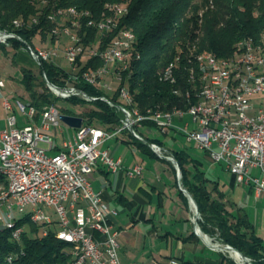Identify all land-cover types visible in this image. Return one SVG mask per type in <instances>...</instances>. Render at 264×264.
<instances>
[{"label": "built area", "instance_id": "1", "mask_svg": "<svg viewBox=\"0 0 264 264\" xmlns=\"http://www.w3.org/2000/svg\"><path fill=\"white\" fill-rule=\"evenodd\" d=\"M107 8L108 5H107ZM58 10H52L46 17L53 23L54 37L66 35L68 44L63 48L28 46L29 55L37 67L43 62H52L67 72L61 85L46 83L47 89L59 100H67L76 90L79 72L96 74L101 80V88L117 90L123 98V80H116V87L108 82L114 72H124L130 61V50L134 45L127 44L126 25L120 26L124 15L107 16V10L96 22L70 20L75 33H68L67 26L58 24ZM35 20H25L21 27H30ZM87 29H96L98 34L115 31V35L103 49L88 47L84 41ZM8 42L7 34L0 33V43ZM96 59L99 66L83 64L82 58ZM211 59V58H210ZM66 63L67 69H65ZM223 73L207 74V87L192 93V108L188 113L174 112L171 116H151V122L161 132L179 128L192 141L195 147L204 151L214 163H222L235 177L238 184L253 187L256 198L264 192V52L257 44L245 40L244 58L236 63V68H224ZM174 78L175 67H170ZM161 74V72H160ZM93 85V84H91ZM6 82L0 79V96L4 107L12 109L8 98L3 96ZM261 97L258 107L253 99ZM103 97H93V99ZM17 107L29 118L26 125L19 126L15 115L8 117L9 127L0 132V168L8 169L12 177L11 190L0 201V225L12 229V237L18 239L24 226L16 224L14 210L32 207L30 219L35 223L51 224L52 217L44 207L53 208L58 216L59 230L56 237L70 238V253H75L71 264H121L119 258L118 230L111 222L115 210L109 208L96 191L88 176L98 165L109 171L122 168L120 159L114 158L102 144L118 133L130 131L138 140L141 135L138 118L128 107H120L121 123L111 129H103L89 124L82 118L72 138L66 139L58 152L55 149L52 128H59L62 113L57 102L37 107L17 100ZM189 115L197 126L178 127L175 116ZM70 115V114H69ZM43 143L44 145H41ZM150 147L159 156L169 160L179 175L176 154L166 146L150 142ZM140 165L126 168L130 176L142 173ZM255 170L258 173L254 174ZM87 211L89 214H87ZM47 231L44 230V234ZM196 236L201 233L196 231ZM228 246H214L222 249ZM160 264H183L171 258Z\"/></svg>", "mask_w": 264, "mask_h": 264}, {"label": "trees", "instance_id": "2", "mask_svg": "<svg viewBox=\"0 0 264 264\" xmlns=\"http://www.w3.org/2000/svg\"><path fill=\"white\" fill-rule=\"evenodd\" d=\"M195 1L0 0V33L6 32L7 43L14 49L32 46L29 42L35 33L43 38L51 34L54 42L55 37L51 33L53 23L46 17L52 10L75 7L80 11H88L90 17L99 19L106 10L107 15L109 14L107 5L125 4L127 12L121 18L120 26L126 25L127 29L134 32L135 52H138V56H133L128 69L121 72V80L124 75V86L128 87L132 104L142 114H146L148 110L169 112L176 108L186 109L187 91L192 95L199 89L197 55L212 53L218 58H229L239 52L237 45L242 40L264 44V0H209L211 4L202 14ZM33 18H37L38 22L30 27L14 25L17 19L25 21ZM114 35L115 31L98 34L96 29H87L84 41L87 46H96L95 40L99 37L97 45L99 49H103ZM6 45L0 43L3 49ZM176 57H179L175 70L177 82L172 84L162 80L161 76ZM87 66L97 67L99 61L89 59ZM66 76L67 72L52 62H43L37 73L21 66L17 79L24 84L30 104L39 107L59 100L47 89L46 83L61 85ZM81 80L76 83V90L67 99L73 104L91 105L79 116L89 124L107 126V129L121 123L119 108L124 102L117 90L107 92L98 85ZM38 86L43 90H37ZM177 89L181 93H176ZM100 96L103 98L93 99ZM144 124L155 126L151 121ZM136 141L147 146L150 142H155L142 136ZM178 164L182 178L185 169L181 157H178ZM7 185V180L0 175V192ZM186 190L191 193L198 206L197 225L210 242L230 245L246 260L240 262L229 257L231 264H264V244L261 237L254 233L245 214L239 211L233 213L228 209L224 194L218 193L214 197L211 190L199 183L187 185ZM15 219L16 224L24 226L18 239L12 237L11 228L0 226V264L73 262L70 243L59 240L55 235V222L34 223L30 215ZM44 230L47 231L46 234L42 233Z\"/></svg>", "mask_w": 264, "mask_h": 264}, {"label": "crops", "instance_id": "3", "mask_svg": "<svg viewBox=\"0 0 264 264\" xmlns=\"http://www.w3.org/2000/svg\"><path fill=\"white\" fill-rule=\"evenodd\" d=\"M64 36L67 38L66 35ZM34 37H37L41 47H50L52 43L51 34L43 38L35 33L32 39ZM63 39L60 41L67 40ZM6 44L5 50L9 52L10 48L14 52L13 63L16 66L18 62L25 60L23 67L38 72L37 64L31 60L28 51L20 50L21 48L14 49ZM87 60L84 57L81 61L87 65ZM67 68L66 65L65 69ZM12 77L17 79L18 75ZM0 79H3L1 74ZM112 85L116 87V81H113ZM106 90L113 91V89ZM3 96L9 99L12 109L8 110L4 107L3 97L0 96V132L9 127L8 116L15 111L17 100H22L21 97L4 90ZM28 99L27 102L30 103V97ZM260 102L261 97H255L254 107L257 108ZM175 118L183 123L182 127L186 125L189 129L197 127L187 114ZM17 124L21 125L18 119ZM95 126L107 129V126ZM76 128L63 120L59 128H52L51 133L55 141V149L52 153L62 149L64 141L74 136ZM138 131L143 138L172 150L177 160L181 157L185 172L181 178L179 164L178 175L171 161L156 154L150 145L136 141L130 131L118 133L102 144V148L108 149L114 158L120 159L122 168L112 172L100 164L94 168L88 178L109 208L116 211V214L111 216V222L118 230L121 264H160L171 258H177L187 264H231L229 257L241 262L239 260L241 258L235 255L239 254L238 251L230 248L215 249L213 246L223 244L211 243L208 236L198 227L196 222L198 206L191 193L186 190L187 185L193 183L204 185L212 191L214 197H217L218 193L224 194L228 209L233 213L239 211L245 214L252 224L254 233L261 237L264 244V192L256 198L252 186L238 184L222 163L212 162L204 151L197 149L194 143L177 128L164 133L154 125L144 124L138 128ZM178 134L185 136L186 142L191 143L190 148L178 141ZM135 165L143 168L142 173L136 176L128 175L126 168ZM252 173L258 172L253 170ZM44 210L48 214L45 208ZM52 222L57 225L56 233L59 230L58 217H52ZM196 231L201 233V237L196 236ZM42 233L44 234V231Z\"/></svg>", "mask_w": 264, "mask_h": 264}, {"label": "bare ground", "instance_id": "4", "mask_svg": "<svg viewBox=\"0 0 264 264\" xmlns=\"http://www.w3.org/2000/svg\"><path fill=\"white\" fill-rule=\"evenodd\" d=\"M109 8V14L107 16H115V12L117 14L120 15H124L127 11L125 8L120 7L119 5L116 4H110L108 5ZM55 10H58V12H60V15H58V24H61V22L66 19V24H61V26H67V32L68 33H75V26L74 25H69L70 24V20L73 21H81L84 17H88V22H96V19L90 17L89 12L88 11H80L78 9H76L75 7H71V8H57ZM60 19V20H59ZM32 20H35V23L38 22L37 18H33ZM68 21V22H67ZM24 24L23 20H15L14 21V25L16 27H21V25ZM6 33V32H3ZM127 44H132L134 45V49L130 50V60L133 56H138V52H135V41H136V37L133 31L127 29ZM249 44H257V46L261 47V50L264 52V44L262 43H254L251 40H247ZM244 44H245V40H242L238 43V49L239 52L237 54H235L232 57L229 58H218L215 54L212 53H200L199 55L196 56V61L199 67V74H198V79H199V89L200 88H206L207 87V74L209 73L210 70H213V73H223V66H217V64H224V68H236V63L238 60L244 58ZM88 47H95V46H88ZM238 51V50H237ZM198 54V53H197ZM211 58V59H210ZM130 63V61H129ZM179 63V57H176L174 61H172L162 72V76L161 79L164 81H168L172 84H176L177 82V78L176 75H174V78L171 77V69L170 67H175V70L178 66ZM129 67V64H127V69ZM197 67V68H198ZM116 76L118 77V80H121V72H115ZM198 73V71H197ZM79 79H83L86 80L87 82L91 83V84H95V85H99L100 84V80H96V74H89L88 72H79ZM199 89L195 92L198 93ZM176 93H181L178 89L176 90ZM186 98H187V102H188V106L186 107V109H180V108H176L173 111H147L146 114H142L137 107L133 106L132 104V100H131V96L128 92V89L125 88L124 86V90H123V98H121L124 102L123 106L121 107H128V101H129V110H131L133 112V114H135L136 118H138V121H140V123H144L146 121H151V116H155V115H160V116H171L174 112H179V113H188V111L192 108V95L190 91H187L186 93ZM108 99V98H107ZM0 175H2L6 180H7V188L2 190L0 192V201L1 198L5 195V193L7 191L11 190V184H12V177L11 174L9 173L8 169H2L0 168ZM3 226V225H0ZM3 228V227H2ZM61 240L70 243V238H61ZM74 257L73 262H75V253H71ZM9 260L11 261V257H9Z\"/></svg>", "mask_w": 264, "mask_h": 264}, {"label": "rangeland", "instance_id": "5", "mask_svg": "<svg viewBox=\"0 0 264 264\" xmlns=\"http://www.w3.org/2000/svg\"><path fill=\"white\" fill-rule=\"evenodd\" d=\"M195 3L198 5L199 13L202 14L203 11H205L209 7V5L211 4V1H209V0H196ZM116 5H119L120 7H123V8H125V6H126L125 4H124L125 6L121 5V4H116ZM63 20H64V22H66V19H63ZM62 38H64L63 40L67 39L64 35H60V37H56L54 42H52L49 46L50 47L63 48L65 45L68 44V39L64 42H61L60 40ZM29 43L32 44V46H40V42L37 40V37H34V39H32ZM27 48H28L27 46H24V47H21L20 50L27 52L28 51ZM13 54H14V52L10 48H9V52H7L3 48H1V50H0V74H1L2 78L7 82V88H5L4 91L5 92L6 91L12 92L13 95H15L17 97H21V99L26 104H29V102H27L29 100L28 99L29 94H28L27 90L25 89L24 84L21 81H19V79H16V78L13 79V77H12V76L15 77L16 75H18L20 73V67L25 65V60H23V62L20 61V63H19L18 60L16 59V63L18 62L17 63L18 66H16L13 63V58H14ZM29 57L31 58L32 61H34V59L30 55H29ZM29 57L27 56V58H29ZM28 61H29V59H28ZM191 72L193 73V71H191ZM193 77H195L194 73H193ZM115 78H118V77L116 76V73L114 72V76H111L110 78H108V82L112 84L113 81H115ZM98 86L101 87V85H98ZM125 88H128L127 85L125 86ZM37 90L41 91V90H43V88H41V86H38ZM57 105H58V107L62 113L73 114V115H77V116H79L83 110L89 109L91 107L90 104L77 105V104H73V103L69 102L68 100H62V99L57 101ZM10 114L16 116L19 123L21 124L20 126L26 125L29 122V118L27 117V115L25 113H23L20 109H17V107L15 108V111L11 112ZM174 122H175V124L180 125L181 127L183 125V123L178 121L176 118L174 119ZM155 128H157V127L155 126ZM177 129H179V128H177ZM163 137H165V136H163ZM177 139H178V141L182 142V144L186 145L187 147H189V148L191 147V143L186 142V140H185L186 138L184 135L178 134ZM41 145H44V144L41 143ZM44 208L47 210L48 214L51 215V217H53V218L58 217L57 214L54 213L53 208H50V209L46 208V207H44ZM31 212H32V207L30 205H27L23 210H17V209L14 210V214L17 218H21V217H25L27 215H30ZM218 246H228V247H224V248H230L233 251L235 250L230 245H218ZM235 255L238 258H241L239 260L246 262V260L244 259V257H242L241 254L239 255L238 253H236Z\"/></svg>", "mask_w": 264, "mask_h": 264}, {"label": "water", "instance_id": "6", "mask_svg": "<svg viewBox=\"0 0 264 264\" xmlns=\"http://www.w3.org/2000/svg\"><path fill=\"white\" fill-rule=\"evenodd\" d=\"M61 119L65 121L66 123L74 126V127H80L82 123V117L75 116V115H69V114H62Z\"/></svg>", "mask_w": 264, "mask_h": 264}]
</instances>
